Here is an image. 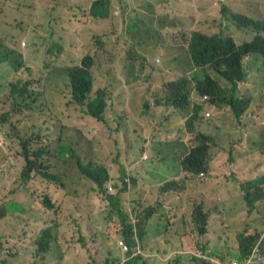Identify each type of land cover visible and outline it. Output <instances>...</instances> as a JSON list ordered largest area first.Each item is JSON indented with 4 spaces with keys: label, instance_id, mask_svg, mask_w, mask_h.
Wrapping results in <instances>:
<instances>
[{
    "label": "rangeland",
    "instance_id": "1",
    "mask_svg": "<svg viewBox=\"0 0 264 264\" xmlns=\"http://www.w3.org/2000/svg\"><path fill=\"white\" fill-rule=\"evenodd\" d=\"M95 1L0 0V43L6 39H12L17 51L20 53L22 51L25 55V72H16L15 75L7 72L6 79L22 76L24 82H32L28 90L30 93H34V97L37 99L35 103H32L33 111L26 109L24 114L17 115L25 123L23 142L20 143L6 137L7 133L13 131L14 125L4 113L11 110L14 100L11 99L10 92H8V96H4L5 91L0 89V208L15 200L21 208L28 210L18 212L15 204L10 202L7 210L3 209L2 211L4 217L0 220V230L4 233H11L13 237L11 242L8 240L2 248L6 264H30L29 258L35 257L36 240L41 238L42 232L43 234L47 233L44 226L50 227L48 231H51L52 236L47 234L51 241L52 238L59 240L54 244L55 247L51 245L50 251L51 260L57 259L58 264H67L68 254L73 255L76 250L82 249V246L92 249L89 250L90 256L86 255L90 264H108V260L120 262L124 257H127L118 247V242L122 240L120 238H123L124 233L120 232L116 225L110 224H118L119 220L108 203L102 201V194L96 188H92L90 183H82L78 176L68 175L62 181L58 179L56 183H51L44 175L39 174L40 172L54 173L59 177L56 167L60 163L57 158H54V154L55 144L59 137V127L64 125L53 127L46 120L49 119L52 110L60 112L65 109L62 104L64 97H67L65 101L68 102L72 98L70 89L62 76L63 67L73 64L83 56L90 49L92 37L95 35L106 34L111 30L119 35L122 42L118 46V58L129 56V50L133 48L132 45L146 38L145 30H129L134 16H136L135 21H138L137 19L143 17L142 12L130 13L132 5L127 6L126 2L121 3L124 0H109L110 17L98 20L91 17L93 12L99 13V3L90 10ZM158 1L162 0H154L155 3ZM216 1L178 0V3L184 2L187 5L186 13H182L181 7L176 4L174 15L158 17L159 20L164 19L168 23L169 35L167 38L158 34L147 37L153 45V51L157 53L166 51L168 54L165 57L152 56L151 63L154 70L150 69L149 77L146 80L171 82L183 76H189V72L193 68L190 64L185 63L190 59L186 53L188 40L186 41L184 37L189 39L194 30L206 34L231 35L239 43L251 38L250 30L238 29L236 24L228 19L232 11L229 9L227 0L219 2L218 5H215ZM4 6L7 8L3 9ZM236 11L264 18V7H257L254 4L241 7ZM74 13L80 14V22L75 19ZM51 49H61L62 52L56 57ZM109 49L110 56L103 58V66L97 70L94 90L97 89L98 82L106 80L109 69L113 66L114 48L110 46ZM255 56L264 61L262 56ZM261 60L258 65L247 68L249 74L260 75L264 71V64ZM247 84L253 89L252 95H255L253 86L249 82ZM153 101L157 104L159 99L155 97ZM68 109H71L70 113L62 119L68 117L65 121H69V126H64L66 130L62 136H66L69 131L72 132L68 137V142L76 146L73 148L74 155H84L91 151L92 156L107 167L109 175L116 178L120 176L118 172L123 166L128 171L133 170L132 162L135 161V165H137L136 156H129V152L122 149L117 156L115 140L106 128L87 116L82 108L69 105ZM205 112L206 110L200 114L196 124L191 125V130H187L186 124H180L170 133V139L174 141L171 147L178 148L183 152L192 144L194 146L198 143L196 137L200 132L213 135L215 139L220 133H228L226 126L229 120L225 115L219 111H210L212 117L207 120L204 118ZM30 113L34 115L28 119ZM31 118L38 119L40 123L44 121L39 127L43 126L46 131L40 137L36 136L39 129L38 124ZM115 128L116 124L111 119L109 130L113 131L114 137ZM252 131L254 133L264 131L263 115L257 117L256 126ZM178 136L179 140H175L178 139ZM24 144L32 152L41 148L49 152L37 161V174H33L31 179L25 178L28 182L21 178L25 166ZM223 146L224 149L231 151V141L228 138L224 139ZM117 147L119 148L118 144ZM178 153L179 156L182 154ZM236 164L232 166L233 171L231 170L235 176L237 175L234 170L236 166L242 171L243 167L247 171L264 170V161L259 159H254L247 166L244 163L239 164V162ZM40 165L41 167L38 169ZM219 168L220 166L215 170L220 179ZM138 172L142 173L140 158ZM244 173L246 174L240 176L238 181H250L248 179L252 177L251 173ZM184 175L186 177L183 179ZM191 175V172H185L183 167L172 160L168 163L162 180L179 185L172 192V207L176 206L177 194L188 185L191 179L194 180L195 187L200 189L203 195L194 202L189 210H186L185 216L190 219L193 207L202 205L209 214L208 233L199 236L191 224L188 226L179 218L176 214L177 207L173 211L168 209L161 215H156L155 221L147 225L149 233L152 227L158 229H153L152 235L147 236L146 241L143 242L145 246L140 245L138 248L142 253L135 257L136 264H201L204 260L214 263L215 259H225L230 263L239 260L236 259L238 235L242 233V227H252L253 225L242 224V221H239L231 231H228L223 222L228 205L220 195L216 198L215 182L211 180L212 177L198 178L196 174ZM139 182L141 181L139 180ZM229 191L231 196L237 194L233 189H229ZM47 193L53 196L57 207L51 211L52 214L49 218L43 215L41 219H36L34 215H39L40 212L47 209L42 202L44 197L48 196ZM141 200L142 211H145L147 202L144 194H141ZM131 205L129 202L124 203L127 212L131 209ZM240 206L238 201L229 202V207ZM159 216H162V221L167 223H161ZM165 218L167 219L165 220ZM136 221L138 222V220ZM163 227H169V233L165 234L163 230H160ZM260 229L264 230V221ZM6 236L9 239L10 235ZM184 237L187 242L186 248L181 250L184 259L177 263L176 253L179 251L180 241ZM82 238L83 241H81ZM192 242L198 243L199 246H196L195 249ZM9 243H13L14 246H9ZM149 244L152 246L151 248ZM155 245L161 250L169 249L170 252H164V255L171 257V260L160 258L161 253L157 251L158 248ZM136 251L135 248L131 249L130 254ZM39 264H43V262L40 261Z\"/></svg>",
    "mask_w": 264,
    "mask_h": 264
},
{
    "label": "trees",
    "instance_id": "2",
    "mask_svg": "<svg viewBox=\"0 0 264 264\" xmlns=\"http://www.w3.org/2000/svg\"><path fill=\"white\" fill-rule=\"evenodd\" d=\"M231 1V5L239 7L249 4L264 7V0ZM124 2L127 6L132 5L130 13H143V17L137 19L138 21H135L136 16H134L129 30H145L146 38L132 45L129 56L118 58L117 50L122 42L119 35L111 30L106 34L93 36L90 49L76 62L63 67L62 76L72 98L68 102L65 101L67 97H64L62 104L65 109L60 112L52 110L46 121H49L53 127L60 124L69 126V121H65L68 117L62 119L70 113L69 105L82 108L87 116L95 119L104 128L106 125L109 126V121L112 119L116 124L114 138L116 155L119 156L121 149L126 150L129 156H136L137 165L133 161L132 171L126 170L123 166L118 172L120 173L118 178L110 176L107 167L93 157L91 151L84 155H74L73 148L76 146L68 142L72 132L69 131L63 137L66 129L61 125L54 154V158L60 163L56 167L59 177L54 173L39 174L44 175L51 183H56L58 179L62 181L68 175L78 176L82 183H90L92 188H96L102 194V201L108 203L119 220L118 224H110L116 225V228L124 233L123 238L120 239L132 248L136 247L138 240L141 243L145 242L147 236L152 235V230L156 228L152 227L149 233L147 225L155 221V216L172 207V192L179 185L162 180L170 161H175L185 172L197 175L208 174L211 169L215 170L220 166L218 169L220 179L217 175L215 192L217 198L220 195L228 205L224 213L225 227L231 231L239 221H242V224L253 225L242 227V233L238 235L237 262L264 264V230L260 229L264 221V170L247 171L243 167L242 171L236 166L234 170L237 175L231 173L232 166L237 165V162L247 166L254 159L264 161V131L257 133L252 131L256 126L257 117L263 115L264 119L262 113L264 112V71L260 75H252L247 70L259 64L260 59L255 55L264 58V42L237 47L230 39L218 37V34L192 32L189 39L184 37L186 41L188 40V53L191 59V62L185 61V63L193 68L189 76L171 82L153 83L146 80L150 69L154 68L151 58L153 55L165 57L168 53L153 51V45L147 36L158 34L167 38L169 25L158 17L174 15L176 4L181 7L182 13H186L187 5L184 2L178 3V0H162L156 3L154 0H124L121 3ZM97 3H99V13L93 12L91 17L98 20L108 19L109 0H96L90 10ZM4 8L6 9L7 6ZM7 15L10 16L8 13ZM74 17L80 22L79 13H74ZM110 46L114 48L113 66L109 69L106 80L98 82L97 89L94 90L97 70L103 66V58L110 56ZM51 52L58 57L62 50L51 49ZM24 62V53L17 51L12 39L0 43V86L4 84L0 89L5 91L4 96H8L10 92V97L14 100L11 110L4 113L14 125L13 131L7 133L6 137L20 143L23 142L25 123L17 115L24 114L26 109L32 110V103L37 99L34 97L35 94L28 90L32 82H24L22 76L6 79V73L12 75L16 72L24 73ZM245 82L253 86L255 95H252L251 86L244 89ZM205 95L210 99L203 102L201 99ZM155 97L159 99L157 104L153 101ZM202 110L219 111L225 115L229 120L226 126L228 133H220L215 139L213 135L200 132L196 137L198 143L194 146L192 144L183 152L171 147L174 141L170 139V133L165 131L166 121L176 119L186 124L187 130H191V125L199 121ZM164 113L165 118H163ZM33 115L30 113L28 119ZM31 120L37 122V127L44 122L40 123L38 119L32 118ZM45 131L43 126L39 127L36 136L40 137ZM225 138L231 141V151L224 149ZM175 140H179V136ZM23 150L25 166L21 178L31 179L33 174H37V161L49 152L44 148L32 152L25 144ZM178 152L182 154L179 156ZM139 158L142 173L138 172ZM40 167L41 165L38 169ZM244 172L251 173L252 177L248 179L250 181H238L240 176L246 174ZM185 177L186 175L183 179ZM229 189H233L237 194L231 196ZM141 194L145 195L147 202L145 211L141 208ZM46 195L48 196L44 197L42 202L47 209L39 215H34L36 219H41L43 215L49 218L51 211L57 207L53 196L48 193ZM232 200L238 201L241 206L229 207V202ZM10 202L15 204L18 212L28 211L21 208L15 200ZM125 202L132 204L128 212L124 207ZM9 203L0 208V220L4 217L3 209L7 210ZM44 228L52 236L51 231H48L50 227L44 226ZM47 233L42 232L41 238L36 240L35 257L29 258L30 264H39L40 261L43 264H50L51 261L52 264H58L57 259L51 260L50 251L51 245L59 240L52 238L51 241ZM7 234L10 235L9 239ZM11 235L0 230V264H6L2 248L8 240L11 242L13 239ZM9 246L14 245L9 243ZM194 246L196 249L199 244ZM81 258L82 253H74L67 264H81ZM136 263L134 259L126 261V264ZM108 264H116V261L108 260ZM201 264H229V261L215 259L213 263L204 260Z\"/></svg>",
    "mask_w": 264,
    "mask_h": 264
},
{
    "label": "clouds",
    "instance_id": "3",
    "mask_svg": "<svg viewBox=\"0 0 264 264\" xmlns=\"http://www.w3.org/2000/svg\"><path fill=\"white\" fill-rule=\"evenodd\" d=\"M222 1H226V0H217L216 3H215V5H218V3L219 2H222ZM231 3H232L231 0H227V4H229V9L232 11V13L228 17V19L232 23L236 24V26H237L238 29H248V30H250V32L252 33V36H251L250 39H252V40L248 39V40H246L244 42H240L239 43L231 35H226V34H222V33H216V34H218V37H221V38H224V39H230L237 47H242L244 45L256 44L259 41H263L264 42V18H259V17L251 16V15L245 14L243 12H237L236 9H240L241 7L236 6V5H231ZM256 6L257 7H262V6H259V5H256ZM196 31H198V30H194L192 32H194V34H195ZM199 32H201V31H199ZM208 35H212V34H208ZM188 50H189V46L187 44V46H186V53H187V55H188V57L190 59ZM190 62H191V59H190ZM262 62L264 64V61H262ZM175 66L178 67L177 65H175ZM95 82L96 81L94 80V88H95ZM151 82H153V83H162L163 81H161V82L151 81ZM249 86L250 85L247 84V82L244 83V89H247ZM209 99H210V97L207 96V95H205V96L202 97L201 101L205 102V101H207ZM203 111L204 110H202V112ZM165 117H166V115L164 113L163 118H165ZM204 118H206L207 120H209L211 118L210 112L206 111L205 114H204ZM180 124H183V123L178 122L176 119H170V120L166 121L165 131L168 132V133H171ZM107 130H108L109 134L113 138H115L113 136V131L109 130V126H108V129ZM192 175H194V174H192ZM197 176H198V178H203L205 176H209V177H212L211 180L213 182H215L216 181L217 172H216V170L211 169L208 174L200 173ZM202 195H203L202 191L200 189H197L195 187L194 180L191 179L190 182L188 183V185L185 186L180 191V193L177 194V197H176V206L171 207V209H170L171 211H173L177 207L178 208V212H176V214L179 216V218L181 220H183L184 222H186L188 224V226H189V224H191L194 227L195 232L199 236H204V235H206L208 233L209 214L207 213V211H205V209L203 208L202 205H198L196 207H193V211H192V214H191V218L190 219H188L185 216V212H186V210H189L193 206L194 202L199 197H201ZM216 198H217V196H216ZM162 218L163 217H160L159 218V221L161 223H167V222H163L162 221ZM166 219L167 218H165V220ZM172 221H173V219H172ZM156 229H158V228H156ZM160 230H163L165 234L169 233V231H170L169 227L168 228H164L163 227ZM186 244H187V242H186L185 237H184V239L182 241H180V248H179V251L176 253L177 254L176 255L177 263L180 262V261H182V259H184V256H182L183 253L181 252V250L184 249V248H186ZM140 245H144V244H143V242L141 243L139 240L137 242L136 247H132V248H131V246L128 243L124 242L123 240L119 241L118 242V247H119V249L122 251V253L124 255H127V257H124L120 262L117 261L116 264H126V261L128 259H134V260H136L135 257L138 254H141L142 253V251L140 249H138L140 247ZM149 247L151 248L152 246H150V244H149ZM156 247L158 248L157 251H159V253H161L160 258H165L167 260H171V257H166L164 255V252H170L169 249L161 250L158 246H156ZM134 248L137 249V251L135 253H133V254H130L131 249H134ZM77 251H83V250L80 249V250H76V252ZM70 258H71V256H68V259H70ZM235 262L237 264H239L237 261H231L229 264H234ZM81 264H90V263L89 262H86V260L83 259V256H82V258H81Z\"/></svg>",
    "mask_w": 264,
    "mask_h": 264
},
{
    "label": "crops",
    "instance_id": "4",
    "mask_svg": "<svg viewBox=\"0 0 264 264\" xmlns=\"http://www.w3.org/2000/svg\"><path fill=\"white\" fill-rule=\"evenodd\" d=\"M106 129H108V126H107V125H106ZM82 250H83V251H77L76 253H80V254L82 253L83 259H85L86 262H89V258L86 257V255H87V256H90L89 250H92V249H89V247L87 246V247H85V248H82ZM84 253H85V255H84ZM68 256H71V257H72L71 254H68Z\"/></svg>",
    "mask_w": 264,
    "mask_h": 264
},
{
    "label": "built area",
    "instance_id": "5",
    "mask_svg": "<svg viewBox=\"0 0 264 264\" xmlns=\"http://www.w3.org/2000/svg\"><path fill=\"white\" fill-rule=\"evenodd\" d=\"M234 264H237L236 262Z\"/></svg>",
    "mask_w": 264,
    "mask_h": 264
}]
</instances>
